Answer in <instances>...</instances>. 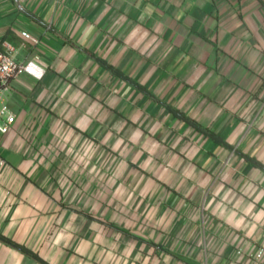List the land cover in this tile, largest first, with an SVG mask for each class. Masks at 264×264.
<instances>
[{
	"label": "crops",
	"instance_id": "obj_1",
	"mask_svg": "<svg viewBox=\"0 0 264 264\" xmlns=\"http://www.w3.org/2000/svg\"><path fill=\"white\" fill-rule=\"evenodd\" d=\"M0 50L42 70L0 88V264H264V0H0Z\"/></svg>",
	"mask_w": 264,
	"mask_h": 264
},
{
	"label": "built area",
	"instance_id": "obj_2",
	"mask_svg": "<svg viewBox=\"0 0 264 264\" xmlns=\"http://www.w3.org/2000/svg\"><path fill=\"white\" fill-rule=\"evenodd\" d=\"M23 36L29 40L36 41L35 37L27 32H23ZM24 72L33 73L38 76L42 74V70L34 63H20L10 54L0 50V88ZM6 110L7 107H4L3 113ZM14 120L15 118L13 115H8L7 121L5 123H0V131L2 133H7ZM263 253L264 251L261 249L256 255L257 258H261Z\"/></svg>",
	"mask_w": 264,
	"mask_h": 264
},
{
	"label": "trees",
	"instance_id": "obj_3",
	"mask_svg": "<svg viewBox=\"0 0 264 264\" xmlns=\"http://www.w3.org/2000/svg\"><path fill=\"white\" fill-rule=\"evenodd\" d=\"M112 70H113V69H112ZM255 164L258 165V166H260L261 168H264V165H262L261 163H258V162L255 161ZM0 240L4 241V242L8 243L9 245H12V246H14V247H16V248H18V249H20V250H22L23 252H25V253H27V254H31V251L28 250L26 247L19 245L18 243L14 242V241L11 240L10 238H8V237H6V236H4V235H2V234H0ZM36 258H38V257L36 256ZM38 259H39V258H38ZM40 261H41V260H40ZM41 262L44 263V264H46V263L43 262V261H41Z\"/></svg>",
	"mask_w": 264,
	"mask_h": 264
}]
</instances>
